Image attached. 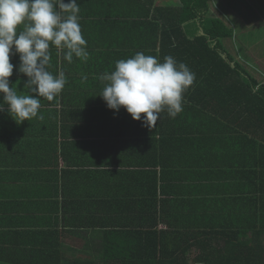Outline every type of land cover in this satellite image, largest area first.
Masks as SVG:
<instances>
[{
	"label": "crops",
	"instance_id": "crops-1",
	"mask_svg": "<svg viewBox=\"0 0 264 264\" xmlns=\"http://www.w3.org/2000/svg\"><path fill=\"white\" fill-rule=\"evenodd\" d=\"M247 2L210 0L209 15L264 83L248 60L264 71V0ZM180 7L0 0V263L103 264L119 242H142L145 261L137 234L247 227L264 144L219 124L214 81L163 47L183 36Z\"/></svg>",
	"mask_w": 264,
	"mask_h": 264
},
{
	"label": "trees",
	"instance_id": "trees-1",
	"mask_svg": "<svg viewBox=\"0 0 264 264\" xmlns=\"http://www.w3.org/2000/svg\"><path fill=\"white\" fill-rule=\"evenodd\" d=\"M180 2L179 24L184 29L183 36L169 32L163 47L175 48V57L187 60L189 75L192 68L194 78L214 81L216 116L213 118L219 124L225 123L236 132L242 130L250 139H260L264 144V83L258 82L226 50L224 42L235 37L234 29L209 15L210 0ZM199 28L204 34L196 36ZM249 151L256 154L257 165L249 158L247 178L254 189H248L249 197L245 200L248 225L244 230L218 227L215 231L191 234L171 227L170 231L153 229L136 235L146 241L145 261L142 242H119L109 249L116 255L115 260L103 264H264V146ZM68 264L97 263L79 260Z\"/></svg>",
	"mask_w": 264,
	"mask_h": 264
},
{
	"label": "rangeland",
	"instance_id": "rangeland-1",
	"mask_svg": "<svg viewBox=\"0 0 264 264\" xmlns=\"http://www.w3.org/2000/svg\"><path fill=\"white\" fill-rule=\"evenodd\" d=\"M231 2L232 3H235V2H237V0H231ZM244 3V4H246V5H250V3L249 2H247V0H238V4H241V3ZM263 8H264V5H263ZM250 12L252 13V14H254L255 13V11H254V9H250ZM240 15H242V14H240ZM263 31V28H262V30H261V32ZM257 34L259 33V31H257L256 32ZM239 41H240V38H239ZM236 40H235V38H233V39H229V40H226L225 42H224V45L229 49V50H231L233 53H236V51H237V53L240 51V46H236ZM237 43H238V41H237ZM260 48H264V43L260 46ZM248 60H251L254 64H255V60L253 59V58H251L250 59V57L248 58ZM254 64H252V66L251 65H249V67L251 68V69H253V73L257 76V77H259V78H262V80H263V75H264V71L262 70H258L257 69V67L254 65ZM248 68V67H247ZM248 70H249V68H248ZM195 254H193L192 256H194ZM191 258H193V257H191Z\"/></svg>",
	"mask_w": 264,
	"mask_h": 264
}]
</instances>
